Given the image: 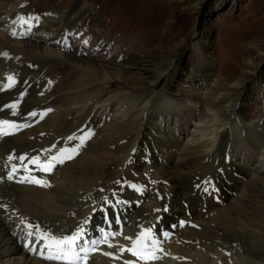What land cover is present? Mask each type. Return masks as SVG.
<instances>
[{"label":"bare ground","instance_id":"1","mask_svg":"<svg viewBox=\"0 0 264 264\" xmlns=\"http://www.w3.org/2000/svg\"><path fill=\"white\" fill-rule=\"evenodd\" d=\"M45 1L24 11L25 0H0V264H58L38 257L56 258L61 248L53 239L74 235L85 220L90 225L80 239L94 231L98 223L90 217L101 204H110V214L123 211L131 224L120 234L119 222L111 221L116 235L110 246L88 245L89 255L73 252L79 264H131L121 260L132 258L127 241H142L133 237L154 227L170 236H160L162 247L148 254L155 258L143 254L141 264H264V106L257 123L241 116L245 80L213 82L202 93L200 86L192 89L197 76L180 79L181 90L173 92L178 65L172 72H150L139 62L107 61L106 47L95 53L98 40L90 48L72 45L71 38H94L84 27L101 19L81 0H64L69 11L59 15ZM48 12L56 16L40 22V13ZM195 55L197 73L208 85L212 64L199 48ZM61 65L73 72L64 83ZM164 78L169 82L162 90ZM148 138L139 159L137 145ZM51 156L57 166L48 169L44 162ZM118 162L120 177L128 175L129 162L141 184L111 183ZM32 169L39 170L28 179L41 183L24 182ZM150 171L155 183H146ZM229 179L235 195L222 204L209 197L211 190L200 192L208 180L220 185ZM113 189L116 196L109 195ZM115 200L128 204L116 207ZM188 220L200 230L187 227ZM169 223L174 231L164 228Z\"/></svg>","mask_w":264,"mask_h":264},{"label":"rangeland","instance_id":"2","mask_svg":"<svg viewBox=\"0 0 264 264\" xmlns=\"http://www.w3.org/2000/svg\"><path fill=\"white\" fill-rule=\"evenodd\" d=\"M25 1L28 4L22 7L25 8L24 10L29 4L33 5L40 0ZM71 1L73 5L77 2V0ZM81 1L89 7L92 6L93 11L101 19L98 25H86L85 31L88 29L93 31L94 38L90 40V46L95 40H99L103 46L99 47L101 49L106 47L104 53L108 54L107 61L116 59L120 63L139 62L149 68L150 72L163 71L171 67L172 72L178 65L177 79L171 80L170 83L173 92L181 90L180 79L185 78L198 76L197 84L192 89L195 91L196 87L200 86L202 93H205L213 82L230 85L238 80H245L247 88L238 110L241 116H245L252 123H257L261 115L263 118V112L259 107L264 106V0ZM45 2L47 5L50 2L48 7L58 15L68 7L63 4L64 0ZM48 13L47 16L52 14ZM55 16L53 14L47 20H53ZM43 20L39 15V21ZM198 48L204 60L212 64L208 73L210 77L208 85L201 82L203 76L197 73L195 51ZM85 53L91 55L88 51ZM85 53L80 56H86ZM257 64H260L259 68H256ZM58 68L66 72L61 78L64 83L73 72L66 65ZM252 71H255L254 75ZM150 81L154 79L151 78ZM168 82L164 78L158 86L163 90ZM116 90L115 87L111 88L113 92ZM146 141H149V138L137 145L138 158L140 156L142 158ZM158 148L156 144L155 149ZM121 174L122 170L118 162L111 167V176L108 180L111 183L125 182L135 177L132 178L130 173L120 177ZM146 177V183L156 181L155 174L151 171L146 172ZM149 191H143L144 197L150 196ZM110 193L109 195L114 193L116 196L117 190L113 189Z\"/></svg>","mask_w":264,"mask_h":264},{"label":"snow or ice","instance_id":"3","mask_svg":"<svg viewBox=\"0 0 264 264\" xmlns=\"http://www.w3.org/2000/svg\"><path fill=\"white\" fill-rule=\"evenodd\" d=\"M9 80H11V77H9ZM33 115H35V113H33ZM55 159H56V157H53V160H55ZM8 178L11 179L12 177L9 176ZM36 182L39 183V181H36ZM78 235H79V233H76L73 236L64 237V238L59 239V240L53 239V243L56 244L57 246H60L63 244L71 245L75 242ZM82 251H84V250L82 249ZM133 254L135 255V252H133ZM63 255H64V252H63V249H61L60 256H57L56 258H61Z\"/></svg>","mask_w":264,"mask_h":264}]
</instances>
